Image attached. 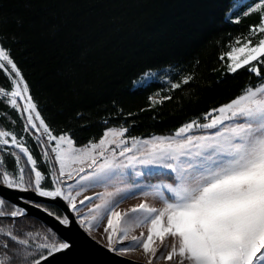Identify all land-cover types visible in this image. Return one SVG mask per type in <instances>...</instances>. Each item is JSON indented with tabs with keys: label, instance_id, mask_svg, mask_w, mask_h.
<instances>
[{
	"label": "trees",
	"instance_id": "16d2710c",
	"mask_svg": "<svg viewBox=\"0 0 264 264\" xmlns=\"http://www.w3.org/2000/svg\"><path fill=\"white\" fill-rule=\"evenodd\" d=\"M233 2L0 0V45L10 49L53 134L66 133L77 146L100 139L111 127L127 128L129 137L167 135L264 81L250 70L264 66L255 61L228 70L226 53L261 18L256 11L232 20ZM163 69H169L167 82L135 85L146 72ZM0 87L11 88L3 69ZM23 128L21 114L0 95V129L23 137L38 170L48 176L39 144ZM3 160L9 172L16 171L10 152ZM0 227V256L11 264L39 260L40 249L23 242L35 231L53 233L28 216L0 218Z\"/></svg>",
	"mask_w": 264,
	"mask_h": 264
},
{
	"label": "snow or ice",
	"instance_id": "6c2138e0",
	"mask_svg": "<svg viewBox=\"0 0 264 264\" xmlns=\"http://www.w3.org/2000/svg\"><path fill=\"white\" fill-rule=\"evenodd\" d=\"M260 7L264 9V0ZM3 23L4 19L0 18V25ZM253 31L264 36V16L258 24L254 23ZM2 38L7 39L6 31ZM227 57L230 72L253 61L264 65V38L256 43L246 40L239 47H232ZM8 66L15 77L12 89L8 92L0 87V95L7 96V102L13 107L18 106L17 98L25 101L21 108L27 113L25 130L28 126L42 130L41 136L46 135L49 142L44 146H51L59 169L50 173L51 183H48L23 137L0 130V144L11 143L27 158L18 175L7 168L0 171V186L20 191L31 188L39 196L51 198L54 206L59 207L62 200L67 203V209L77 213L74 221L70 214L50 212L64 227L56 229L39 245L43 264H73L67 257L88 242V238L75 229V224L90 232L103 216L107 217L104 227L107 250L123 255L141 247L144 253L150 254L148 264H154V259L163 251L162 246L159 249L154 246V239L159 237L163 241L166 234L178 242V247L173 246L162 258L171 260L175 256L174 264H264V87L246 90L243 95L213 108L205 114L209 117L207 123L192 120L183 124L174 137H154L143 142L131 137L129 147L125 138L127 128H108L98 141L90 140L76 147L70 135L53 134L37 110L29 94V85L10 49L0 46V69L9 71ZM250 70L264 78V66L250 65ZM194 129L211 131L194 136ZM13 155L19 165L20 156ZM43 155L48 161V152ZM3 163L0 157V165ZM138 164L158 165V169L148 168V173L158 171L168 177L170 182L156 189L164 206L153 208L140 203L124 212L119 211L116 201L110 199L122 191L114 182L122 179L125 168ZM27 165L31 168L26 181ZM62 178L72 180L77 188L85 184L105 185L104 193L95 194L101 203L93 205L88 217L78 212V194L74 195L73 185L65 186ZM108 187L113 191H107ZM136 190L142 191L139 187ZM89 199L85 196L79 203L83 205ZM2 203L4 201L0 200ZM11 215L15 217L18 213L13 211ZM133 219L138 224L150 221L147 236L142 240L133 236L132 243L125 245L122 242L127 239V225ZM8 235L11 236V232ZM0 264H11V261L5 257ZM32 264H39V261L33 260Z\"/></svg>",
	"mask_w": 264,
	"mask_h": 264
},
{
	"label": "rangeland",
	"instance_id": "374dc122",
	"mask_svg": "<svg viewBox=\"0 0 264 264\" xmlns=\"http://www.w3.org/2000/svg\"><path fill=\"white\" fill-rule=\"evenodd\" d=\"M260 5H261V0H234L232 9L228 13V17L231 18L232 20H237L238 14H246V13H252V12H256V11L261 12V16H264V9H262L260 7ZM260 38H264V36H262L258 31L254 32L253 26H252L249 30V33L245 37L235 40V42L230 47L229 51H231L232 47H239L246 40H251L253 43H256V42H258V40ZM226 57H227V53H226ZM228 63H229V60L227 57V66H228ZM8 68H9V71H5V70L4 71L11 80V88L9 90H6V91L10 92L12 89V81L15 77H14V75L10 74V66H8ZM168 72H169V69H163V70H158V71H148L135 81V85L146 83L151 79H159V80H162L164 82H167L168 78L166 76H167ZM261 87H264V81L261 82L255 88H261ZM255 88H247L246 90L255 89ZM244 92L241 95H243ZM1 96L5 97L6 101H8L7 96H4V95H1ZM156 98H157L156 96L153 97V99H156ZM17 102H18V106L15 108L18 110V112L21 114V116L23 118V121H24L23 131H24V133L27 132L29 135H31L34 138V140H36L37 143H38V140L40 141L38 144L40 146L44 160H45V158H44L43 153L45 151H47L49 154V159L46 162L49 165L50 172H49L48 176H45V181H47L48 183H51L50 173L52 171L58 172L59 165L55 163L54 154L51 152V146H48V147L44 146V145L49 144V142L47 141V136L44 135L42 137L41 136L42 130L37 131L36 129H32L30 126H28L27 131L25 130L27 113L21 111V108L23 107L25 101L23 99L17 98ZM208 119H209V117L204 115L202 118L198 119L197 121L199 123L203 124V123H207ZM37 123H39V122L37 121ZM111 128H115V127H111ZM208 131H211V130L194 129V130H192V135H194V136L203 135ZM175 133H176V131H174L171 134H167V135H151L148 137H136V138H139L141 140V142H143L144 139H149V138H154V137H161V136H163V137H174ZM62 134H65V133H62ZM54 135H56V134H54ZM58 135H61V134H57V136ZM125 138L128 141L129 147H131V139H130L131 137L125 135ZM9 139H10V137H9ZM98 140H96V141H98ZM51 143L54 144V142H51ZM75 146L80 147L77 145H75ZM7 152H10L11 155L14 157L15 164H16V171L15 172L18 175L19 168L24 167L26 165L27 158L23 155V153L20 152L19 149L15 148V146L12 145L11 143L9 145L0 144V157L3 158L4 153H7ZM13 153H16L20 156L21 159H20L19 165L17 164L16 156H14ZM132 154L135 155L136 153H132ZM75 166L76 165H74V167ZM3 167L4 166L0 165L1 171L5 168V167L4 168ZM30 168H31V165H27V167L25 168V173H26L25 174V180L26 181L28 180L27 172ZM148 168L158 169L159 166L158 165H139L138 164L134 168L133 167H127L124 169L125 175L122 177V179L119 182H114L115 187L122 189V191L120 193H117L116 195H114L110 198V199L116 201L115 207L117 210L124 212V211H126V210L132 208L133 206H136L140 203H146L148 206L153 207V208H162L164 206L161 199L156 195V189L161 184H166L170 181H169L168 177L161 175L158 171L153 172L152 174H149L147 171ZM165 171H167V170H165ZM33 179H34V174H33ZM62 180L64 181L65 186H67L68 184L73 185V188H74L73 194L74 195L78 194L77 195V201H78L77 210L80 214L84 215L85 217H88L89 210L92 209L94 204H100L101 203V201L96 198L95 194H101V193H104L106 191L105 185H88V184H85V186L83 188H77L75 186V183L72 180H67L65 178H62ZM45 181H42V184H44ZM137 187L142 189V191H137L136 190ZM29 189H31V188H29ZM107 191L111 192V191H113V188L108 187ZM85 196L89 197L90 199L87 201H84V204L81 205L79 203V201L84 200ZM121 196L123 197V199L120 198ZM13 211H16L17 213L20 212V210L11 203L4 201V203L0 204V214H9V213H12ZM59 214L63 215L61 212ZM93 214L95 215V213H93ZM74 215L77 218V213H74ZM106 223H107V217L103 216L102 218H100L96 221V224L98 226L94 227L90 232H88L93 238H95L96 240H98L100 243H102L105 246H107V237H106V234L104 233V227H105ZM149 226H150V221L148 223H139L138 224L135 222V219H133V221H130L129 224L127 225V228H128L127 239L125 241H123L122 243L125 245L131 244L132 243L131 238L133 236L139 237L141 240L145 239L147 236V231H148ZM0 229H2V228L0 227ZM141 234H143V235H141ZM46 237L47 236L44 234H41L40 231H35V232H33V237L31 238V240L25 241V242H23V244L28 245V246L32 245V246H34V249L39 250L40 249L39 245L45 240ZM136 243L138 244L139 241H137ZM154 246H157L158 249L161 246L163 248V251L160 253V255H158L154 259V264H174L175 259H176L175 256L171 260H166V259L162 258L163 256L167 255V252L170 251L173 246L178 247V242L174 238H172L170 235L166 234L163 241H161V239L159 237H157L154 239ZM123 255L127 256L129 258L138 260V261L148 263L150 254L144 253L143 249L141 247L137 246L134 248L133 251L125 253ZM0 260H4V259L0 256Z\"/></svg>",
	"mask_w": 264,
	"mask_h": 264
},
{
	"label": "water",
	"instance_id": "95a60500",
	"mask_svg": "<svg viewBox=\"0 0 264 264\" xmlns=\"http://www.w3.org/2000/svg\"><path fill=\"white\" fill-rule=\"evenodd\" d=\"M0 200L11 203L20 210L15 217L9 213L0 214V218L14 220L24 216L32 217L42 222L52 232L58 228L64 227L63 225H60L59 221L55 218V215H50V211H46V208L41 205L49 204L54 206V202L51 198L41 197L32 189L20 191L0 186ZM56 208L60 210L63 215L70 214L73 220H76L74 213L71 212L70 209H67L66 202L61 200L60 206ZM75 229L87 237L88 242L86 246L81 247L78 252L67 257V259L72 261L73 264H121V262H123V264H130V262H133V264H148L118 253L109 252L107 246L103 245L88 232L81 229L78 223L75 224ZM37 261H39V264H43V261L40 259Z\"/></svg>",
	"mask_w": 264,
	"mask_h": 264
},
{
	"label": "flooded vegetation",
	"instance_id": "af4514ba",
	"mask_svg": "<svg viewBox=\"0 0 264 264\" xmlns=\"http://www.w3.org/2000/svg\"><path fill=\"white\" fill-rule=\"evenodd\" d=\"M43 206V204H41ZM53 206V205H52Z\"/></svg>",
	"mask_w": 264,
	"mask_h": 264
}]
</instances>
